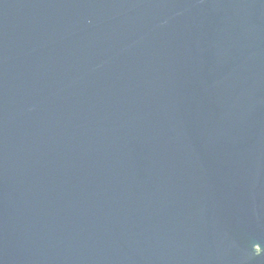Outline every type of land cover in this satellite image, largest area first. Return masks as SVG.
<instances>
[{
    "label": "water",
    "instance_id": "95a60500",
    "mask_svg": "<svg viewBox=\"0 0 264 264\" xmlns=\"http://www.w3.org/2000/svg\"><path fill=\"white\" fill-rule=\"evenodd\" d=\"M0 264H264V0H0Z\"/></svg>",
    "mask_w": 264,
    "mask_h": 264
}]
</instances>
